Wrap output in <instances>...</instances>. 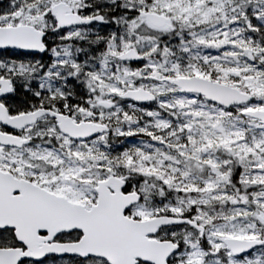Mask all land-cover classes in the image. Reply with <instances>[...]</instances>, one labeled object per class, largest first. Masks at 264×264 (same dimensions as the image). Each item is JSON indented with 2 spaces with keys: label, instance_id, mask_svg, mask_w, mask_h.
Listing matches in <instances>:
<instances>
[{
  "label": "snow or ice",
  "instance_id": "obj_1",
  "mask_svg": "<svg viewBox=\"0 0 264 264\" xmlns=\"http://www.w3.org/2000/svg\"><path fill=\"white\" fill-rule=\"evenodd\" d=\"M0 264H264V0H0Z\"/></svg>",
  "mask_w": 264,
  "mask_h": 264
}]
</instances>
